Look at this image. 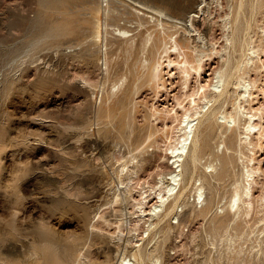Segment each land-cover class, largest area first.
<instances>
[{
    "label": "rangeland",
    "instance_id": "1",
    "mask_svg": "<svg viewBox=\"0 0 264 264\" xmlns=\"http://www.w3.org/2000/svg\"><path fill=\"white\" fill-rule=\"evenodd\" d=\"M57 1L0 0V264H55L56 261L74 264L73 256L75 264H121L123 255L126 257L124 263L138 264L132 246L126 249L125 245L126 239L135 240V232L124 230L125 235L119 241L116 235L109 234L115 229L103 223L107 219L115 222V217L120 216L132 220V224L136 220L133 204L139 199L138 193L133 192V199L127 201L122 197L124 185L118 186L120 179H125L124 166L145 159L136 178L130 181V185L134 184L138 190L148 185L159 187L163 177L180 170L171 166L168 147L174 144L176 130L180 128L177 120L182 119L183 109L188 107L185 104L189 100L183 94L194 92L207 80L215 81L217 72L226 66L227 55L235 56L232 60L238 64L242 60L241 53L234 54L227 48L224 38L227 32L223 29L228 23L231 30L235 9L241 0H186L182 3L183 12H186L177 14L182 18L188 16L191 8L203 9L190 29L203 37L204 42H196V45L204 47L210 55L205 58L201 70L191 74L187 88L176 67L171 70L166 61L163 62L164 87L159 89L153 85L151 89L147 83L142 61L149 55L142 53L138 46L146 34L152 32L156 37L159 30L156 21L137 26L133 10L137 7L129 2L134 0ZM149 1L152 8L169 10L168 0H138V3L149 5ZM242 1L246 5L241 8L243 30L239 37L250 39L255 45L262 44L264 49V5L259 0ZM101 4L104 10L100 8ZM147 14L158 18L153 12ZM104 20L108 24L105 27L107 35L104 34ZM100 23H103L102 27ZM97 26L103 28L105 39L101 41L95 39ZM118 28L132 30L129 33L134 36L132 50ZM45 32L51 35L45 38ZM215 50L218 54L212 55L211 51ZM228 51L230 54H226ZM172 58L175 60V56ZM261 59L264 61V53ZM249 77L256 81L251 106L263 108L264 69L259 67ZM128 84L130 87H125ZM234 86L232 84L229 89H234L236 95L229 93L233 96L229 95L224 104L227 113L233 111L237 94L241 93ZM134 88L140 89L137 94L129 95ZM230 102H234L232 106ZM123 109L126 110L123 112ZM221 120L218 118V122ZM255 123L261 124L263 136L260 140L258 134V137L252 136L254 143L249 148H254H244L243 125L238 130L228 128L230 132L223 128V133L221 128H216L213 139H209L210 148L200 155V166L197 165L193 180L184 170L180 171L183 173L180 178L184 179L180 184H189L185 190L188 200L183 197L181 207L173 211L168 220L160 222L162 225L154 229L149 243L143 234L148 243L147 250L159 257L161 264H264V212L258 208L259 197L264 195V114ZM231 132L234 134L230 135ZM232 136V142H236L232 148L237 149L236 152L245 149L247 156L245 151L238 152L240 155L234 153L236 163L226 180L211 178L212 181L208 173L203 178L204 170H210L207 168L210 162L213 165L215 162L214 166L219 170V163L212 153L221 154L224 141L226 143ZM146 138L150 139L147 141ZM232 148L228 153L233 152ZM252 157L254 160H249ZM254 166L259 171L255 176V197H252L250 213L235 214L234 209L231 211L226 207L231 190L241 181L245 169ZM189 186L202 187L200 198L199 192L195 189L191 192L193 188L189 189ZM114 194L120 196L116 203ZM204 206L207 208L203 209ZM139 228L141 235L144 226ZM50 253H54L55 258ZM78 255L82 256L81 261Z\"/></svg>",
    "mask_w": 264,
    "mask_h": 264
},
{
    "label": "bare ground",
    "instance_id": "2",
    "mask_svg": "<svg viewBox=\"0 0 264 264\" xmlns=\"http://www.w3.org/2000/svg\"><path fill=\"white\" fill-rule=\"evenodd\" d=\"M44 1L45 0H43V2ZM59 1L60 0H58L57 2L59 3ZM64 1H66V0H64ZM64 1L61 0V2H64ZM187 1H193V0H187ZM187 1L186 0H179V1L178 0H168V1H166L167 2L166 4L169 7V10H162L160 8H154V7L152 8V5H150L152 3L150 1H149V5H146L143 2H141L142 4H140V3H138V0H137V3H134L135 0H134V2L129 1L135 7H137L136 9H138V10H136V9H133L134 7L132 8L133 10H135L134 13L136 14V16L135 15L134 16L138 20V23L136 22L138 27H142L144 24L146 25L148 23L152 24V21H154V22L156 21V27L159 30L158 31L159 33H157L158 36L155 37V36L152 35V32H150V33L146 34V36L143 39H141V41H140V43L138 45L139 49H140V51L142 53H148V55H149V57L145 58L142 62H143V67H144L145 72H146L145 76H146V79H147V83L150 85L151 89H152V85L155 86V88H157V89H159L160 86L164 87V84H163L164 77L161 74L163 72L162 71L163 62L166 61L167 68H171V70H172L173 67H176V69L179 71V73L183 76L181 79L183 80L182 82L185 85V87L187 88V86H188L187 84L189 82L191 74L193 72L198 73L201 70L202 66H203L205 58L210 55L209 53H207L205 51L204 47H200V46L196 45V42H198V43L201 42L202 43L203 37L199 33H197L195 29H193V30L190 29V28H193V26H194L193 22L196 19V15H198V12H200V11L204 12L203 9H201L199 11L198 10L196 11L195 9L190 7L191 9L189 8L190 11H189L187 17H185V18L183 17L182 18V17L178 16L179 13L181 14V13H185L186 12V11L183 12L185 9L183 8L182 3L183 2H187ZM259 1L264 5V0H259ZM162 2H164V1H162ZM196 2H198V1H196ZM58 3H57V5H58ZM249 3H250V1H249ZM54 5H55V3H54ZM54 5H53V7H54ZM106 5H108V4H106ZM243 5H246V4L245 3L243 4V1L241 0L240 3L237 5V7L235 9V13H234V16H233V19H232V24L233 25L230 26L231 30H229V27H227L228 23H225L223 25V29H226V32H227V34H225V37H224L225 41H226L227 48H230L229 51L231 50L230 52H232V53H234V52L241 53V56H243V58H242V60H239L240 63L238 64V63L234 62L232 60L233 57L231 58L230 57L231 55H227L228 58H227L226 61H224L226 66H225V68H221L223 71L219 70L217 72V74L215 75V78H214L215 81L209 82L207 80V82H205L206 84H203V85L199 84V86L196 87V90H194V92H192L193 91L192 90L190 93L186 92L185 94H183V95H185L184 97L188 98L189 102L187 104H189V105L185 104L186 107L187 106L188 107L187 108H184L185 106L183 107L185 110L183 109V113L184 114L181 113V114H183L182 115V119L179 118L180 121L177 120L178 123L180 122V128L178 127L179 128L178 131L176 130L177 136L175 135L176 138H175V136L173 137V138H175V139H173V141L175 140L174 144H171L168 147L169 154H170L169 160L172 159V162L170 163L171 166H173L174 169L179 168L180 170L178 172H176V170L174 172H170L169 176L166 177V178L163 177L164 179L163 178L161 179V181H160L161 185L159 187H157L158 185L157 186H149L148 185V186L141 187L138 190L137 187H135V186L133 187L134 184L132 186L130 185V181L135 179L136 176L138 175V173H139V171H140V169H141V167L143 165V162H144L143 159L144 158H141V160L138 159V161L133 162L132 165H130L131 163L129 164V166H128V164L125 165L124 167H125L126 171L123 174L125 176V179H120V182H119L120 185H118V186L124 185V190L125 191H124V195L122 197H125V200H127V201L129 199L130 200L133 199V197H132V193L133 192L136 191L138 193L137 196L139 197V199H135L134 198L136 200V202L133 204V208H136V210L134 212V214H137L136 215V220H133L134 222L132 224V222H131L132 220L127 221V220H125L124 216L115 217L116 218L115 222H110L111 220L108 221V219L107 220L102 219V221L104 220L103 223L105 224L106 227H108L110 229L111 228L115 229L114 232L109 233V234H111L110 236L116 235V237H117V239L119 241L122 240V238H123L122 236L125 233L124 230H127L128 233L129 232L131 233L132 231L135 232L136 236L132 235L133 237H135V240L133 241V239H130L131 238L130 237L129 239H126L125 245H126V249H127V246H129V245L132 246L133 250L136 252V255L133 254V257H134L135 260L138 261V264H145L147 261L150 264H161L160 258L159 257H155L154 255L151 254V252L149 250H147V245L149 243L148 240L150 239V236H152V234L154 233L153 232L154 229H156V227L159 224H161L160 222L163 219H167L168 220L170 218V216H171L170 214H172V212L175 211L178 207H181L180 206L181 205V199H183V197H184L186 200H188L187 197H185L187 195L185 193V190H186V188H187V186L189 184L188 185H187V183L180 184V182H182V179H183V178H180L182 176V174H183V173H180V171L183 172V170H184V173H188V175H190L191 178L193 177V174H194V172H195V170L197 168L199 159L201 157L200 155H201V153H203L202 151H204L207 147L210 148L209 147V142H211V141L209 139L212 138L213 135L215 134L214 133L215 129L216 128L217 129L221 128L222 130H220V131L222 132L223 128L227 129V130H228V128H230V131H232V130H236V129L238 130V128L240 129L241 128L240 126L243 125L244 129H242V130H244V131H243L242 134L244 135V137L242 136L243 138L242 137H240V138H242V142H243L244 148L246 150H250V149L254 148V147L249 148V146L251 147V145L254 143V142L252 143V136H254V135L257 136V134H258L259 140H260V137L263 136V133H262V130H261V126H260L261 124L259 123L260 124L259 125V124L255 123V121L257 119H261L262 118V115L264 114V106H263V108L260 107L258 109H255V108H253L251 106L252 95H253L252 90L256 87V81L255 80H251L249 75H250V73L258 70L259 67H260V69L261 68L264 69V61H262V59H261V54L264 53V49H263L262 44L261 45L260 44L255 45L254 41H251L250 39L249 40H246V39L242 40L239 37V35L241 34V31L243 30V25L240 23V20H242V19H240L241 11H242L241 8H242ZM48 6H49V3H48ZM58 6H55V8L58 7ZM190 6H192V5H190ZM102 7H103V5L100 8L102 10H104L103 9L104 7L103 8ZM162 7L163 6H161V8ZM45 8H48V7L45 6ZM74 8H72V9H74ZM196 8H198V7H196ZM253 8H255V7H253ZM260 8H262V7H260ZM165 9H167V8H165ZM49 10H53V9H49ZM106 10H108V9L105 8V11ZM57 12H59V11H57ZM114 12H115V10H114ZM152 12H153V14L157 15L158 18H153L152 15L148 16L147 13H151L152 14ZM107 13H106V15H108ZM185 15H187V14H184V16ZM105 17H107V16H105ZM112 19L114 20V17ZM115 19H117V18H115ZM95 21H97V20H95ZM107 21L111 22L112 20H107ZM102 24H101L100 27H102ZM103 25H104L103 28H105L106 25H108V24H106V21H105ZM57 27H59V25ZM92 27L95 28V25L92 26ZM100 27L98 28V26H97L98 31H97L96 36H95V39H97L99 41H101V39H103L105 37V36L102 35V31H103L102 29L103 28L100 29ZM247 27H246V30L248 29ZM81 28L83 29V27H81ZM81 28H79V31L81 30ZM157 28H155V29H157ZM171 28H174L175 31L174 32L169 31V29L171 30ZM134 29H135V27L132 30H134ZM55 30H56V27H55ZM132 30L118 28V32L125 39L126 43H128L127 46L130 45L129 46L130 50H132V47H133L132 44H133V41H134V39H133L134 36L133 35H129L130 31H132ZM58 31L60 32L59 35H61L62 34L61 33L62 28H61V31H60V29H58ZM46 32L44 34H46ZM52 32H53V30H52ZM65 33L67 34L66 30H65ZM80 33H81V31H80ZM48 34H50V32ZM48 34L45 35V38H47ZM104 34L107 35L106 28L104 29ZM63 36H65V35H63ZM55 37H56V35H55ZM87 37H89V35ZM43 38H44V36H43ZM88 41H89V39H88ZM104 41H106V40H104ZM94 43L92 42V44H94ZM96 43H97V41H96ZM102 43H104V42L102 41ZM261 43H263V40H262ZM226 45H225V47H226ZM211 48H214V47L211 46ZM224 50H225V48H224ZM229 51L226 52V54L229 53ZM124 52L127 53L126 50H124ZM211 54L212 55L216 54V50L213 51V52L211 51ZM173 56H175V60H173V58L171 59V57H173ZM138 57H139V55H138ZM234 58H235V56H234ZM163 59H165V60L163 61ZM103 61H105L104 66H105V71H106L107 70V57L106 56H105V60L103 59ZM135 63H137V62L135 61ZM140 63H141V61H140ZM135 65H137V64H135ZM101 68H102V66H101ZM129 68H131V67H129ZM133 72H134V68H133ZM168 75H169V73H168ZM122 84H124V83H122ZM232 84H233V86L235 85L234 86L235 90L236 91L239 90V92H241V93L238 92L239 93V94H237L238 97L236 96L237 97L236 98V102H235V104H233V108H232L233 111L230 112V113L229 112L227 113L226 109H225L226 105H224L226 103V101H227L226 99L228 98L229 95L232 94L231 92H234L235 95L237 93V92L233 91L234 89L233 90L231 89V91H230L229 88H230V86H232ZM144 85H145V83H144ZM118 86H120V84ZM120 87H123V85L120 86ZM125 87H130V85L129 84L127 86L125 85ZM127 90H126V92H127ZM137 91L134 88V90H131V93H129V95L137 94ZM229 93H231V94H229ZM232 96L233 95H231V97ZM129 98L130 97H128L127 99H129ZM183 100H185V99H183ZM183 100L181 99V102H183ZM196 100H199L201 102L198 103V102H196ZM231 100H233V98ZM234 101H235V99H234ZM119 102L120 101H118V103ZM123 102H124V100H123ZM124 103H126V101ZM228 103L229 102H227V104ZM230 103H231V106H232V103H234V102H230ZM246 104H247L248 108L246 107ZM119 105L120 104H118V106ZM120 106H122V105H120ZM123 106H124V104H123ZM121 108H119L118 110H120ZM222 108H224L225 110L223 109V111H222ZM181 109H182V107H181ZM125 110L126 109H123V112ZM166 114L168 115V113H166ZM175 114H174V116H176ZM123 117H124V115H123ZM150 117H152V116H150ZM218 118L223 119V121L221 120L222 122H218ZM262 129L264 130L263 127H262ZM233 132H235V131H233ZM233 132H231L232 134H230V133H228V134L233 135L234 134ZM221 135H219V136H221ZM237 135H238V131H237ZM226 136H228V135H226ZM224 138H222V139L224 140ZM240 138H238V139H240ZM170 139H172V138H170ZM146 140H147V138H146ZM226 140H227L226 143L224 141V146L222 148L223 150H222L221 154H218V153H216V154L214 153L213 154L212 153V155H214V157H215L214 160H217L218 163H219V170H217L215 168V166H214L215 162H214V165H213V162L212 163L210 162L207 165V168H210V170L207 171V170L203 169L204 170V173H203V176H202L203 178H206V176L208 175V177L210 176L209 177L210 179L212 178V179L221 181V179H225L226 180V178L228 176L230 177L232 175V174L230 175V173H231L230 170H231V168L233 169V167H234V166L232 167V165H234L233 163H236V162H234L235 157H236L234 155V153H236L238 155L241 151L240 152L238 151L239 152L238 153V152H236L237 149L235 150V148H232L234 146V143H236V142H234V143L232 142L233 141V136L232 137H228ZM236 141H237V138H236ZM237 142H239V141H237ZM222 143H223V141H222ZM98 145H100V144L98 143ZM258 145H260V144H258ZM258 145H255V146L257 147ZM231 148L233 149V152L228 153V150L231 149ZM245 149L243 150V148H242L243 152L245 151ZM215 152H217V151H215ZM243 152H241V153H243ZM210 154H211V152H210ZM246 154L247 153L245 151L244 155L247 156ZM242 156H239V157H242ZM239 157H238V159L240 160ZM243 158L245 159L244 156H243ZM249 160L253 161L254 158L252 157ZM246 161H247V159H246ZM245 163H243V164H245ZM250 163H249V165H250ZM247 164H248V162H247ZM247 164H245V165H247ZM198 166H200V165H198ZM256 167H258V166H256ZM198 169H197V171H198ZM122 171H123V169L121 170V172ZM214 171H215V173H213ZM258 171H259V168H255V166L251 167V168L247 167L245 169V173L244 174L242 173L243 175H242L241 181L238 182V183H235V181H234L233 183H235V185L234 186L231 185V186L234 187L231 190L233 192L231 194V198L229 199V201H227L228 202L227 206L226 205L225 206L228 207L229 210H231V209L233 210L234 209V211H235L234 213L235 214L236 213H240L239 215H241V213H242V214L248 215L250 213V209H251V206L253 204L252 203V201H253L252 197L254 196L253 195V188L256 186L255 185L256 184L255 176H256ZM121 172H120V174H122ZM206 173H208V174L206 175ZM197 175H195V176H197ZM197 177H199V176H197ZM118 178H119V176H118ZM186 178H187V176H186ZM258 178H256V179H258ZM239 179H240V176H239ZM191 180H193V178ZM192 182H195V181H192ZM188 183H189V181H188ZM201 183H203V182H201ZM137 185H139V184L137 183ZM217 185H216V187H217ZM177 186H178V188H177ZM204 186L206 187V184ZM214 186H215V184H214ZM193 187L189 186V189L193 188ZM175 189H176V191H175ZM194 189H195L196 192H199V194L198 193L197 194H198V197L200 198V196L203 194L201 192L202 187L201 186L198 187V188L196 187V188L190 189V191L194 190ZM212 189H213V186H212ZM190 191H188V192H190ZM114 196L116 197L115 198V203H116V202H118V200H119L118 197H120V196H119V194H117V195L114 194ZM195 197H194V199H195ZM259 198H258L259 199L258 208H260V211L264 212V195H260ZM154 200H155V202L152 203V201H154ZM203 201H204V199H202V202ZM112 203H114V202H112ZM150 203H152V204L149 205ZM195 203L196 202L194 200V204ZM204 205H206V204H204ZM182 207H183V205H182ZM201 207H202V205H201ZM206 208L204 206L203 209H206ZM209 209H211V206H210ZM168 216H169V218H167ZM97 218L100 219V216L99 217L97 216ZM166 221H164V222H166ZM178 222H179V220H178ZM168 224H169V222H168ZM140 225L144 226V230L142 229L143 232L141 233V235L138 233V231L140 230V228H139ZM168 227L171 228V226H168ZM144 233L146 235L144 237L146 238V241L148 243L145 241V238H143V234ZM160 233H158V234H160ZM155 236H156V234H155ZM144 242H145V244H144ZM45 248H47V247H45ZM120 253H122V252H120ZM58 254H60V253H58ZM50 255H53V257H54V253L53 254L50 253ZM146 255H147V257H146ZM78 256H80V255H78ZM81 257L82 256L78 257V259L79 258L81 259ZM60 258H62V257L60 256ZM72 258L75 259L74 256ZM73 259L72 260L69 259V260H71L75 264ZM134 259H133V262H134ZM120 260H121L120 261L121 264H126V263H124V261L126 260V257L124 255L122 256V258ZM80 261H79V263H80ZM66 262H68V260ZM55 264H64V263L56 261ZM69 264H70V262H69ZM131 264H134V263H131Z\"/></svg>",
    "mask_w": 264,
    "mask_h": 264
}]
</instances>
